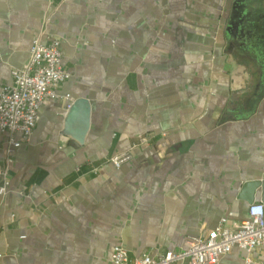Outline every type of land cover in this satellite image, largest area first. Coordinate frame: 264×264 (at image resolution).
I'll list each match as a JSON object with an SVG mask.
<instances>
[{"label":"crops","instance_id":"1","mask_svg":"<svg viewBox=\"0 0 264 264\" xmlns=\"http://www.w3.org/2000/svg\"><path fill=\"white\" fill-rule=\"evenodd\" d=\"M236 1L0 0V84L36 38L59 40L68 73L11 156L0 132V264H112L114 245L178 251L247 219L241 185L264 178V0ZM247 256L261 258L234 247L217 264Z\"/></svg>","mask_w":264,"mask_h":264},{"label":"built area","instance_id":"2","mask_svg":"<svg viewBox=\"0 0 264 264\" xmlns=\"http://www.w3.org/2000/svg\"><path fill=\"white\" fill-rule=\"evenodd\" d=\"M67 78L59 40L53 38L43 42L34 39L27 62L11 71L10 84H0V132L6 136L7 156H11L17 147L29 140L41 104L58 98V89ZM130 159L131 153L125 151L112 155L109 161L119 168ZM8 185V168L2 165L0 196L7 192ZM247 213V219L232 225L228 224L226 218H221L212 230L187 240L186 247L178 251L166 250L160 254L130 258L122 245H114L111 250L112 264H217L234 247L244 249L248 255L259 251L261 258L258 262L249 256L245 262L264 264V204H250Z\"/></svg>","mask_w":264,"mask_h":264},{"label":"water","instance_id":"3","mask_svg":"<svg viewBox=\"0 0 264 264\" xmlns=\"http://www.w3.org/2000/svg\"><path fill=\"white\" fill-rule=\"evenodd\" d=\"M239 0L235 2V8H239ZM68 116L67 122L74 120L77 113L81 114L83 128L80 133L83 135L88 125V105L84 100H76L72 104L68 103ZM81 138V137H80ZM260 187L261 189V202L264 204V178L248 179L245 180L240 189L239 196L246 201L247 204L254 202V192Z\"/></svg>","mask_w":264,"mask_h":264}]
</instances>
